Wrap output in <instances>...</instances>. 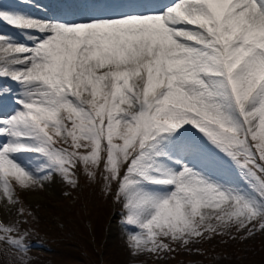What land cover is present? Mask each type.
Returning <instances> with one entry per match:
<instances>
[{"label": "snow or ice", "instance_id": "obj_1", "mask_svg": "<svg viewBox=\"0 0 264 264\" xmlns=\"http://www.w3.org/2000/svg\"><path fill=\"white\" fill-rule=\"evenodd\" d=\"M0 23L5 205L53 174L75 186L82 168L121 204L134 255L264 232V0L99 14L20 0ZM24 213L0 220L16 264L30 259Z\"/></svg>", "mask_w": 264, "mask_h": 264}, {"label": "rangeland", "instance_id": "obj_2", "mask_svg": "<svg viewBox=\"0 0 264 264\" xmlns=\"http://www.w3.org/2000/svg\"><path fill=\"white\" fill-rule=\"evenodd\" d=\"M6 5L14 6L0 0V7ZM10 31L0 23V32ZM6 104H0V111L11 109V103ZM77 178L78 183L72 186L53 174L43 186L27 191L17 187L19 204L9 207L0 201V220L5 222L17 219L18 208L25 210L19 218L27 221L32 242L28 264H205L199 258L208 255L210 263L211 257L217 256L214 252L222 248H229L226 256L219 254L216 258H223L213 259V264H264V232L247 239L244 233L233 232L187 247L173 244L174 251L159 255H134L120 224L124 210L119 202L114 206L115 196L105 192L103 179L99 174L94 179L89 177L82 168ZM216 244L219 246H211ZM13 255L11 249L0 244V264H16ZM180 256L188 262H179Z\"/></svg>", "mask_w": 264, "mask_h": 264}, {"label": "trees", "instance_id": "obj_3", "mask_svg": "<svg viewBox=\"0 0 264 264\" xmlns=\"http://www.w3.org/2000/svg\"><path fill=\"white\" fill-rule=\"evenodd\" d=\"M220 258H223V257L216 258L215 261H219ZM202 261L205 262L206 264H210L208 261H206V258L202 259Z\"/></svg>", "mask_w": 264, "mask_h": 264}, {"label": "bare ground", "instance_id": "obj_4", "mask_svg": "<svg viewBox=\"0 0 264 264\" xmlns=\"http://www.w3.org/2000/svg\"><path fill=\"white\" fill-rule=\"evenodd\" d=\"M10 207V206H9ZM7 210V209H6ZM6 213V212H5Z\"/></svg>", "mask_w": 264, "mask_h": 264}]
</instances>
